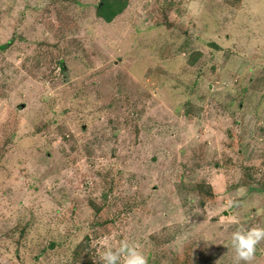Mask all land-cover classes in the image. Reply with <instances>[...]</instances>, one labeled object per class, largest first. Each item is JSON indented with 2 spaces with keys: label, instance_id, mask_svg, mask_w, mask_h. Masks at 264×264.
I'll list each match as a JSON object with an SVG mask.
<instances>
[{
  "label": "rangeland",
  "instance_id": "obj_1",
  "mask_svg": "<svg viewBox=\"0 0 264 264\" xmlns=\"http://www.w3.org/2000/svg\"><path fill=\"white\" fill-rule=\"evenodd\" d=\"M99 1L0 0V264H103L104 238L236 264L264 228V0Z\"/></svg>",
  "mask_w": 264,
  "mask_h": 264
},
{
  "label": "clouds",
  "instance_id": "obj_2",
  "mask_svg": "<svg viewBox=\"0 0 264 264\" xmlns=\"http://www.w3.org/2000/svg\"><path fill=\"white\" fill-rule=\"evenodd\" d=\"M231 219L232 222H237L235 217ZM261 240H264V228L244 229L241 226L233 231L230 244L235 252L236 264L240 261H250L256 251V245ZM101 243L105 245L100 256L103 264H147V257L127 240L120 241L115 249L107 245V238H104Z\"/></svg>",
  "mask_w": 264,
  "mask_h": 264
},
{
  "label": "trees",
  "instance_id": "obj_3",
  "mask_svg": "<svg viewBox=\"0 0 264 264\" xmlns=\"http://www.w3.org/2000/svg\"><path fill=\"white\" fill-rule=\"evenodd\" d=\"M128 0H100L95 6V14L104 22H111L127 6Z\"/></svg>",
  "mask_w": 264,
  "mask_h": 264
}]
</instances>
